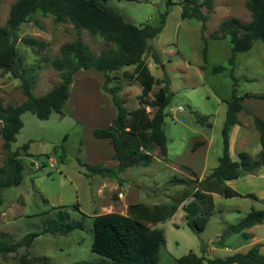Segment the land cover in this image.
Returning a JSON list of instances; mask_svg holds the SVG:
<instances>
[{
  "label": "rangeland",
  "instance_id": "1",
  "mask_svg": "<svg viewBox=\"0 0 264 264\" xmlns=\"http://www.w3.org/2000/svg\"><path fill=\"white\" fill-rule=\"evenodd\" d=\"M12 1L0 0V23L5 21ZM172 1L168 4L167 0H105L108 6L135 24H156L160 14L167 11L161 30L149 39L158 60L154 61L151 52L142 55L158 79L145 97L152 98L154 91L164 83V77L169 78L172 97L165 108L162 124L166 135V158L155 148L154 159L148 165L129 166L120 173L122 184L112 177L86 172L83 162H116L109 138L93 134L95 126H107L116 113L110 94L102 88L103 71L93 67L79 68L75 72L61 112L52 111L47 118H39L28 110L21 113L23 125L11 142V148L28 142L31 154L22 156V181L2 189L0 232L20 238L28 231H40L44 219L55 215L58 209L67 211L70 220L83 221L81 228L67 233H39L28 248L30 256L45 259L47 264H81L85 261L108 264V257L91 249L94 213L126 212L127 202L169 201L184 187L170 183L171 175L200 178L217 163L223 145L221 128L227 106L224 99L231 97L233 88L229 63L231 42L228 35L215 38L208 34L217 28L222 18L235 15L248 20L250 11L244 5L245 0H213V10L202 31L198 19L181 16V0ZM202 8L205 11V7ZM202 32L207 36L206 62L201 54ZM18 34L19 37L32 35L45 41L38 49L39 53L35 52L34 46L21 40L15 43L17 52L23 57V65L40 63L36 66L37 81L32 91L41 94L59 80V71L49 61L41 60L40 55L49 58L57 55L60 44L76 36L75 28L70 21H57L51 14L37 11L20 24ZM81 35L96 53L113 45L86 29L81 30ZM215 64L225 68L214 72ZM133 67L125 65L110 71L113 78L108 82V85L120 84L119 93L129 110L140 104L142 90L138 80L124 75ZM232 75L236 79L237 94L264 93V40L256 38L249 49L236 52ZM0 98L3 103H17L24 98L19 79L2 69ZM241 102V123L234 124L229 131V152L234 159L240 149L253 156L261 149L252 116L255 114L264 119V98L244 96ZM195 112L206 115V119L197 120ZM197 140L204 142L193 149ZM4 157L0 137V165ZM230 183L242 194L225 196L213 192L214 209L200 232H194L186 224L181 204L173 216L154 223L165 236L157 264H178L175 257L190 250L201 254L202 243L206 245L204 254L210 257L245 251L255 242L264 252V218L247 229L250 237L241 232H223L226 224L235 222L251 207H264V166L252 172L241 171V175L230 179ZM121 190L125 195L120 193ZM246 192H253L256 197L245 195ZM24 251L25 247L21 246L17 252L0 256V264H14L19 253Z\"/></svg>",
  "mask_w": 264,
  "mask_h": 264
},
{
  "label": "trees",
  "instance_id": "2",
  "mask_svg": "<svg viewBox=\"0 0 264 264\" xmlns=\"http://www.w3.org/2000/svg\"><path fill=\"white\" fill-rule=\"evenodd\" d=\"M172 2L167 0L168 4ZM180 4L181 16L195 17L201 22V30L204 31L206 20L213 10V0H181ZM244 5L250 11V19L242 20L235 15L224 17L218 22L217 28L208 34L215 38L228 35L231 42L229 63L233 88L231 97L224 99L227 106L221 128L223 145L217 163L200 178L171 175L168 179L170 183L183 184L184 187L179 195H173L169 201L153 204L142 201L130 202L127 204L126 212L111 210L94 213L91 218V249L108 257V264H157L160 246L165 242V236L160 227L153 225L155 222L171 217L182 204L186 224L194 232H200L214 209L212 193L219 192L225 196L242 194L226 180L240 176L241 171L252 172L264 166V119L255 114L252 119L261 144L258 154L253 156L249 151L240 149L234 159L229 152V131L234 124L241 123L239 112L243 109L242 99L244 96L264 98V93L235 92L236 79L232 72L236 52L249 49L256 38L264 40V0H245ZM202 6L205 7V11ZM37 11L51 14L57 21H70L76 31V36L60 44L57 55L52 58L40 55L41 60L49 61L51 66L59 71V80L41 94L32 91L37 81L36 66L38 67L40 63L23 65V57L15 46L16 41L21 40L34 46L35 52L39 53L38 49L45 44L44 40L32 35L19 37L18 34L20 24ZM166 12L165 10L160 14L156 24L149 22L135 24L108 6L105 0H14L10 3L8 15L5 21L0 23V69L19 79L24 98L17 103H3L0 98V137L5 150L4 161L0 165V203L2 189L22 181L24 169L22 156L31 154L28 151V142L15 149L11 148V142L16 139V134L23 125L21 113L28 110L39 118H47L52 111L61 112L69 96L70 83L79 68L93 67L103 71L102 88L110 94L116 107V113L107 126L93 128L95 136L109 138L114 148L112 157L116 162H83L86 172L109 176L122 184L123 177L120 173L129 166L148 165L154 159L155 148H158V153L166 158V135L162 124L165 108L170 104L172 97L169 78L164 77V83L154 91L152 98L145 97L158 79L142 57L143 53L151 52L154 61L158 60L149 39L161 30ZM82 29L99 35L113 45L94 52L83 40ZM201 39L203 41L201 54L203 62H206L207 36L203 32ZM125 65L134 67L130 72L125 71L124 75L138 80L142 85L140 104L132 110L124 104L119 93L120 84L108 85L113 78L110 71ZM201 67L204 68L205 64L202 63ZM224 68L222 64H215L212 70L216 72ZM146 106L151 109H147ZM195 114L200 121L207 117L198 112ZM202 142L203 140L195 141L193 149ZM46 157H49L48 153ZM245 195L256 197L253 192H246ZM190 196L192 197L189 198ZM186 198L189 199L184 202ZM263 218L264 207H251L235 222L226 224L223 232H241L243 236L250 237L246 229L261 222ZM82 226V220H70L67 211L58 209L55 215L44 219L40 231H28L20 238H13L5 232H0V256L17 252L19 247L24 246L25 251L19 253L14 264H47L45 259L28 254L34 237L41 232L63 234ZM201 251V254H197L190 250L175 257V260L178 264H264V252L257 242L251 244L245 251H236L225 256H206L204 254L206 245L203 243ZM81 264L95 263L85 261Z\"/></svg>",
  "mask_w": 264,
  "mask_h": 264
},
{
  "label": "crops",
  "instance_id": "3",
  "mask_svg": "<svg viewBox=\"0 0 264 264\" xmlns=\"http://www.w3.org/2000/svg\"><path fill=\"white\" fill-rule=\"evenodd\" d=\"M203 142H204V141H203ZM203 142H202V143H203ZM187 166H188V165H187ZM189 167H191V166H189ZM238 177H239V176H238ZM236 178H237V177H236ZM232 179H233V178H232ZM226 182L229 183L230 185H232V184L230 183V179L226 180ZM120 187H121V189H122L123 185H121ZM234 188H235V187H234ZM235 189H236L237 191L241 192V191L238 190L237 188H235ZM122 192H123V193H122ZM120 193H121L122 195H123V194L125 195V192H124L123 190H121ZM241 193H242V192H241ZM120 196H121V195H120ZM128 203H130V202H127L126 205H127ZM181 205H182V204H181ZM181 205H179L177 209H179V207H181ZM176 211H177V210H176ZM174 213H175V212H174ZM174 213H173V215H174ZM173 215H172V216H173ZM153 225H154V224H153ZM251 226H252V225H251ZM248 228H249V227H248ZM248 228H247V229H248ZM247 229H246V230H247Z\"/></svg>",
  "mask_w": 264,
  "mask_h": 264
},
{
  "label": "built area",
  "instance_id": "4",
  "mask_svg": "<svg viewBox=\"0 0 264 264\" xmlns=\"http://www.w3.org/2000/svg\"><path fill=\"white\" fill-rule=\"evenodd\" d=\"M179 107H181V106H179Z\"/></svg>",
  "mask_w": 264,
  "mask_h": 264
}]
</instances>
